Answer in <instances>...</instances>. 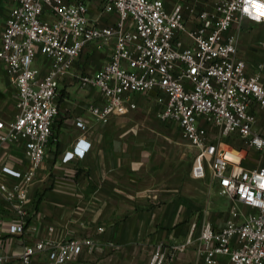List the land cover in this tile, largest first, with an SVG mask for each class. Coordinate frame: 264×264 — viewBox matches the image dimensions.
<instances>
[{"label":"built area","instance_id":"1","mask_svg":"<svg viewBox=\"0 0 264 264\" xmlns=\"http://www.w3.org/2000/svg\"><path fill=\"white\" fill-rule=\"evenodd\" d=\"M6 1L0 63L17 95L12 116L0 117V264H35L38 255L39 264H71L94 244L52 224L41 232L32 188L54 137L61 84L91 42L113 39L107 62L74 75L102 96L89 106L92 115L107 122L137 108L129 93L154 94L158 118L179 124L196 148V172L209 173L235 202L222 226L203 224L197 248L204 264L224 255L232 264H264V61L252 69L240 41L246 20L264 31V0H212L202 8L198 0H102L101 15L117 14L106 23L90 17L86 0ZM90 147L80 137L63 160L83 158ZM166 256L158 245L148 264Z\"/></svg>","mask_w":264,"mask_h":264},{"label":"crops","instance_id":"2","mask_svg":"<svg viewBox=\"0 0 264 264\" xmlns=\"http://www.w3.org/2000/svg\"><path fill=\"white\" fill-rule=\"evenodd\" d=\"M175 1L165 0L169 6ZM86 2L92 19H117L115 13L100 14L102 0ZM211 2L198 0L197 6ZM10 7L9 2L0 7V32ZM251 23L258 24L246 20L241 32ZM113 47L114 39L109 44L91 42L60 86L54 137L32 188L40 231L52 224L62 236L94 240L71 264H148L158 245L167 255L164 264H204L197 248L201 228L207 221L222 226L230 217L231 199L218 192L209 173L196 172V148L183 137L179 124L158 118L161 106L156 109L154 94L129 93L137 108L114 114L107 122L92 115L89 106L102 104V96L97 88H82L74 75L101 67ZM245 56L250 64V55ZM16 95L11 75L0 63V117L12 116ZM78 119L85 125L78 126ZM80 137L91 142L89 151L83 158L64 161L65 152ZM12 149L23 157L21 147ZM220 260L219 264H232L227 255Z\"/></svg>","mask_w":264,"mask_h":264},{"label":"rangeland","instance_id":"3","mask_svg":"<svg viewBox=\"0 0 264 264\" xmlns=\"http://www.w3.org/2000/svg\"><path fill=\"white\" fill-rule=\"evenodd\" d=\"M7 5L8 2L6 0H0V7H6ZM241 34L242 35H240V41L244 46H249V48L243 46V53L245 55H250V66L253 69V67H255L259 62L264 61V49L262 47V43L264 41V31L259 24L251 23L249 28L245 31L243 30ZM247 38H249V41L247 40ZM156 106V109L159 110L161 105L158 103ZM218 192L220 193L219 189ZM234 203L235 202L231 200V205H229V209L232 208V205ZM237 206L244 212L248 211L247 208L241 203H237Z\"/></svg>","mask_w":264,"mask_h":264}]
</instances>
